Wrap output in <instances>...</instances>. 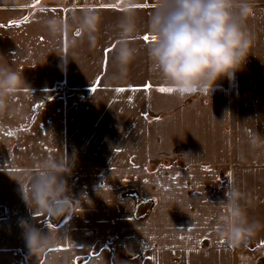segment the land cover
I'll use <instances>...</instances> for the list:
<instances>
[{"label":"crops","instance_id":"crops-1","mask_svg":"<svg viewBox=\"0 0 264 264\" xmlns=\"http://www.w3.org/2000/svg\"><path fill=\"white\" fill-rule=\"evenodd\" d=\"M134 2L143 6L135 11L136 54L127 75L117 78L114 41L128 0H91L76 6L66 0H0V64L22 73L27 85L0 112V264H127L135 257L143 264L150 258L158 264V257L173 258L174 264H264V128L254 127L246 135L233 133L235 129L225 128L235 112L230 106L212 107L213 112L204 109V99L211 95L180 99L158 91L167 85L148 57L151 40L143 39L152 37L149 22L157 0ZM250 2L253 11L245 23L252 37L250 69L246 67L244 75L242 69L237 71L232 80L222 78L216 88L229 97V89L250 86L263 104L264 0ZM84 9L100 17L95 46L79 29ZM51 17L62 18L68 26L62 35L49 34L44 21ZM60 53L72 59L66 71L61 70ZM254 113L257 123L260 115L264 119V112ZM196 120L206 123L195 125ZM115 135L127 136L119 145L125 155L118 160L104 155L113 152L107 145L113 147L109 136ZM131 146L137 159L130 158ZM66 154L75 157L71 174L65 177L75 202L65 217L54 218L27 204L29 177L41 161ZM173 156V162L181 157L175 174L166 183L154 174L148 177L152 183L147 198V169L153 164L157 169L163 166L161 160ZM110 181L115 190L110 187L112 191L101 196L118 207L125 199L122 215L135 210L136 204L129 201L134 192L143 195L138 202L155 201L137 222L120 223L116 229L109 226L116 242L112 233L98 234L96 216L83 214L87 202L91 208L97 205L88 191L97 192L99 184ZM228 186L238 189L242 207L260 224L239 245L219 234ZM157 209L164 213L161 223H147L152 215L159 216ZM24 221L45 235L49 232L53 246L31 255ZM116 249L122 251L121 260L114 257Z\"/></svg>","mask_w":264,"mask_h":264},{"label":"clouds","instance_id":"clouds-1","mask_svg":"<svg viewBox=\"0 0 264 264\" xmlns=\"http://www.w3.org/2000/svg\"><path fill=\"white\" fill-rule=\"evenodd\" d=\"M135 6L134 0H128L117 23L113 53L117 78L127 75L136 54L133 47L137 30ZM252 11L250 0H157L149 22L154 39L147 46L153 71L180 99L211 94L222 78L234 79L246 61L252 37L245 23ZM44 23L53 37L62 35L68 27L58 17L48 18ZM99 23L98 13L89 9H84L79 17V29L87 34L92 46L96 43L94 33ZM57 55L62 61L61 70L66 71L70 56L66 53ZM25 86L22 73L0 64V112ZM252 143L255 145V139ZM74 164L75 157L67 154L41 161L39 170L29 177V199L26 201L29 207L34 204L50 217H65L75 202L65 179ZM225 196L226 200L221 203L226 214L219 218V234L231 244L239 245L260 224L250 219L242 207L238 189L228 186ZM22 226L31 255L53 246L49 232L45 235L27 221L22 222Z\"/></svg>","mask_w":264,"mask_h":264},{"label":"rangeland","instance_id":"rangeland-1","mask_svg":"<svg viewBox=\"0 0 264 264\" xmlns=\"http://www.w3.org/2000/svg\"><path fill=\"white\" fill-rule=\"evenodd\" d=\"M252 56L251 51L248 50V56L246 58L245 63L242 66V71L240 73L244 74H248V72L245 70L246 67H248L250 69V57ZM247 83V84H246ZM245 85H248V82H246ZM249 86V85H248ZM264 90V89H263ZM223 89H217L215 88L212 93L207 94L211 95L210 99H208V97H206L204 99V103H203V107L205 110H208L211 112H213L212 107H216V106H230V111H235L232 116H229V119L226 121L228 124L225 125L226 129L228 128H232L236 130V132L233 131V133H241V134H245V131H248L250 133H252V130L254 129V127H262L264 128V119L262 118V116L260 115L258 118V123L257 121H255V116L253 114H255L254 112H264V103L260 104L259 103V96H255L252 93V89L251 87H247V86H243V87H236V88H231L229 89V97L223 96ZM253 94V95H252ZM199 95H196V97H198ZM239 97L240 101H237V98ZM263 99H264V94H263ZM190 103V99L187 100L185 102V104H189ZM191 105V104H190ZM196 106V104H195ZM259 107H260V111H259ZM120 108H122V105H120ZM107 110L111 111V105H107ZM197 111L201 112V109H198ZM116 115V114H115ZM264 116V114H262ZM118 118V117H117ZM125 117L122 116V120ZM135 120V119H134ZM199 121L196 120L195 121V125H197ZM200 123V122H199ZM206 122L205 120L202 121V123H200V125H204ZM211 123V122H210ZM122 137V138H121ZM113 136L110 137L109 139L112 142L113 147H110L107 145L108 149L112 150L113 152H106L104 155H109L110 159H121L122 156L125 155L124 151L120 150V143L123 140H126L127 136L126 135H122V136ZM130 138H135L134 136H129ZM243 138H246V136H242ZM100 139V138H99ZM182 150V147L179 146L177 148V151L180 152ZM101 156V153H99ZM130 158L131 159H137V153L135 150H133L132 146L130 147ZM181 159V157H178V161ZM176 161L174 156L171 158H167L165 160H161V163L163 164V166H160L159 168H153L155 167V164H153L152 168H148L147 172H146V177H147V182H146V194L145 196L148 198L149 196V192H150V188L148 187L149 184L152 183L151 180L148 179V177H150L151 175L154 174L153 177L158 178L159 182H165L167 178L171 179L172 175L175 174V171L178 169L177 168V162H173ZM169 164L168 166H164V164ZM105 170V169H103ZM159 190V186L157 185ZM168 186V185H167ZM103 187H105V190H103ZM110 187H112L114 189L115 185L110 181V184H108L107 182H103L102 184L98 185V189L97 192L94 191V189H90V191H88L89 193H92V195L97 199V205L96 207L92 206V208L90 207L89 203L87 202L89 198H83V200L86 203V205L88 206L87 210H83V214H91L94 215L98 218L97 220V226H99V235L105 236V234L107 233L108 235H110L112 233L113 236V241L116 242L117 240V236L116 233H113L112 231H107L111 230L112 228H109V226L114 227V229L116 228H120L121 225L120 223H129V222H137V219L139 216H141L143 213L149 212L153 206L155 201L154 200H146L144 202H138L139 198L141 199V196L143 195H139L138 192H134V197L133 199H130V205H135V210L132 211L130 210V214L126 215H122L121 212L125 211V204H126V200L123 199L121 201V204L119 205V207L117 206V204L112 200V199H106L103 198L101 196V194L106 195L107 193H110L112 190L110 189ZM87 189V188H86ZM154 189V188H153ZM115 190V189H114ZM85 192H87V190H85ZM163 191H161L162 193ZM138 203V204H137ZM156 203L157 205H159L160 203V194L157 195V199H156ZM122 209H119V208ZM118 212H120L119 214H117ZM159 216L156 215H152L151 218H149V220H147V223H161L162 216H163V211L161 209H157L155 211ZM93 216V217H94ZM111 240V239H108ZM105 248H100V251L105 252ZM130 251H134L136 250V248H130ZM122 251L120 250H115L114 251V257L117 258L118 260L122 259ZM133 252V253H134ZM109 253V250L108 252ZM133 253H130L131 256H133ZM123 255L127 256L125 249L123 250ZM83 260L85 259L84 257L82 258ZM158 264H174L173 262H171V260H174L173 258L170 257H166L165 258H159L158 257ZM132 261H129L130 263L127 264H143V261H139L136 257L133 259H130ZM147 261H150L149 263L146 262L147 264H154V259H148ZM141 262V263H138ZM126 264V263H125Z\"/></svg>","mask_w":264,"mask_h":264},{"label":"snow or ice","instance_id":"snow-or-ice-1","mask_svg":"<svg viewBox=\"0 0 264 264\" xmlns=\"http://www.w3.org/2000/svg\"><path fill=\"white\" fill-rule=\"evenodd\" d=\"M37 2H39V0H37ZM106 7H111V6H106ZM135 7H143V6H142V5H136ZM14 23H15V22H14ZM77 34H79V33H77ZM143 39H144L145 41H149V40H153L154 37L144 36ZM145 87H146V88H151V85H146ZM92 91L95 92L96 89H93ZM118 91L123 92V91H125V90H124V89H118ZM158 91H160V92H166V93H172V92H173V89H171V88H169V87H161V88L158 89ZM8 135H12V133L9 132Z\"/></svg>","mask_w":264,"mask_h":264},{"label":"built area","instance_id":"built-area-1","mask_svg":"<svg viewBox=\"0 0 264 264\" xmlns=\"http://www.w3.org/2000/svg\"><path fill=\"white\" fill-rule=\"evenodd\" d=\"M91 0H66L67 5L76 6L78 2H89ZM3 217V210L0 208V219Z\"/></svg>","mask_w":264,"mask_h":264}]
</instances>
